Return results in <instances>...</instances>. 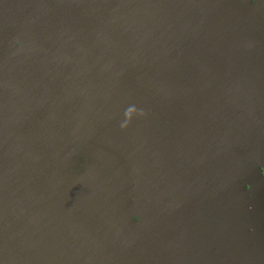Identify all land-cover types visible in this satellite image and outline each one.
Here are the masks:
<instances>
[{
    "label": "water",
    "instance_id": "1",
    "mask_svg": "<svg viewBox=\"0 0 264 264\" xmlns=\"http://www.w3.org/2000/svg\"><path fill=\"white\" fill-rule=\"evenodd\" d=\"M0 264H264V0H0Z\"/></svg>",
    "mask_w": 264,
    "mask_h": 264
},
{
    "label": "clouds",
    "instance_id": "2",
    "mask_svg": "<svg viewBox=\"0 0 264 264\" xmlns=\"http://www.w3.org/2000/svg\"><path fill=\"white\" fill-rule=\"evenodd\" d=\"M127 117L129 118V120L131 119L130 115H129V112L127 111L126 113Z\"/></svg>",
    "mask_w": 264,
    "mask_h": 264
},
{
    "label": "rangeland",
    "instance_id": "3",
    "mask_svg": "<svg viewBox=\"0 0 264 264\" xmlns=\"http://www.w3.org/2000/svg\"><path fill=\"white\" fill-rule=\"evenodd\" d=\"M121 123L123 124V123H125V121H122Z\"/></svg>",
    "mask_w": 264,
    "mask_h": 264
}]
</instances>
